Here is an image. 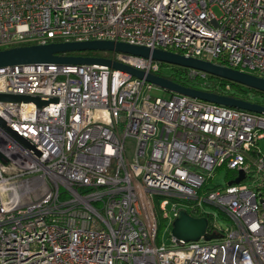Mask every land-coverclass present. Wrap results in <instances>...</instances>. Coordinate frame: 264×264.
<instances>
[{
  "label": "built area",
  "instance_id": "built-area-1",
  "mask_svg": "<svg viewBox=\"0 0 264 264\" xmlns=\"http://www.w3.org/2000/svg\"><path fill=\"white\" fill-rule=\"evenodd\" d=\"M87 41L264 78V0H0V50ZM97 58L233 91L151 59ZM154 88L99 64L0 68V94L51 99L0 100V264H264V115ZM218 170L233 177L209 187ZM153 201L170 227L184 210L220 238L160 243Z\"/></svg>",
  "mask_w": 264,
  "mask_h": 264
},
{
  "label": "water",
  "instance_id": "water-1",
  "mask_svg": "<svg viewBox=\"0 0 264 264\" xmlns=\"http://www.w3.org/2000/svg\"><path fill=\"white\" fill-rule=\"evenodd\" d=\"M84 52H113L151 59L166 65L199 71L207 75L218 77L220 79L244 86L248 89L264 93V78H259L252 74L239 72L228 67L219 66L216 63L209 61L186 58L179 54L162 50L150 51L146 47L132 46L126 43L113 41L57 42L48 43L45 45H21L7 49H1L0 68L7 66L40 64L62 66L94 64L105 65L115 70L124 71L135 78L145 79L156 88H160L169 93L187 96L193 99L214 103L216 105H221L228 108H235L264 115V106L242 99L184 87L176 82L171 81L170 79L153 74H145L143 71L134 69L118 62H113L109 59L70 55L73 53ZM0 100L13 103L31 102L38 107H41L51 101V99L47 97L4 94H0ZM0 123L6 127L1 120ZM0 161L2 163L6 162V160L1 156ZM242 178L243 175L240 174L239 178L235 180V183H239ZM207 230L208 224L206 218L193 217L186 211L180 210L177 217L171 224L170 234L176 240L183 242L198 241L201 238L205 241H211L220 238L219 235L208 233Z\"/></svg>",
  "mask_w": 264,
  "mask_h": 264
},
{
  "label": "rangeland",
  "instance_id": "rangeland-1",
  "mask_svg": "<svg viewBox=\"0 0 264 264\" xmlns=\"http://www.w3.org/2000/svg\"><path fill=\"white\" fill-rule=\"evenodd\" d=\"M214 13L216 15H218V10L216 8L213 9ZM84 53H88L90 56L89 57H102L103 53L104 52H84ZM98 54L99 56H95V54ZM108 53H112V52H108ZM174 67L176 66H171V65H168V66H164L162 68V71H161V74L162 75H168L170 74L173 70H174ZM188 84L192 87H196L199 89V84L197 83H193V82H188ZM230 85V84H229ZM231 86V85H230ZM246 88V87H245ZM249 93V95H252V93L250 92H247ZM151 97H160V98H168L170 96V93L169 92H166L160 88H154L151 93H150ZM251 99L254 101V102H257V103H263L262 99L258 96H251ZM259 145L262 149H264V140L260 141L259 142ZM229 177H233V174H231L230 172L226 171V170H218L216 171L212 181L209 182V187H213V186H217V185H224L225 182H226V179L229 178ZM153 207L154 208V216H155V219H156V222H157V225H158V241L160 243H165V244H168L169 242V237H170V224L167 223L166 221H163L160 217H159V212L156 208V203L153 201ZM213 211V210H212ZM214 216L215 218L218 220V222L220 223L221 226H225L226 225V221L223 220L221 218V216L216 212L214 211ZM168 226L170 227V229H168Z\"/></svg>",
  "mask_w": 264,
  "mask_h": 264
},
{
  "label": "trees",
  "instance_id": "trees-1",
  "mask_svg": "<svg viewBox=\"0 0 264 264\" xmlns=\"http://www.w3.org/2000/svg\"><path fill=\"white\" fill-rule=\"evenodd\" d=\"M23 45H26V44H23ZM70 55H72V56H83V57H85V56L89 57L90 56L88 53H73V54H70ZM95 56H99V55L96 53ZM108 57H110V55ZM216 64L219 65V66H223V67L227 66L223 61H220V60H218L216 62ZM161 65H162V67L168 66L166 64H161ZM174 70L176 72H180V71H183L184 69L179 68V67H174ZM168 78L171 81L176 82V83H178L181 86L192 88V86H190L188 84V82H190V81H183L181 79H176L173 76L172 77H168ZM208 81H210L211 83L220 84V85L230 84L233 91L227 93L226 95H229L231 97L247 101V100L251 99V96H248V93H247V92H250V93H252V96L255 95V96L260 97L262 99L263 103H264V93H261V92H258V91L252 90V89L245 88L244 86H241V85H238V84L232 83L230 81L223 80V79H220L218 77L211 76V75H208ZM206 92L218 93L217 91H215L213 89H208ZM171 94L172 93H170V95ZM222 94H224V93H222Z\"/></svg>",
  "mask_w": 264,
  "mask_h": 264
}]
</instances>
